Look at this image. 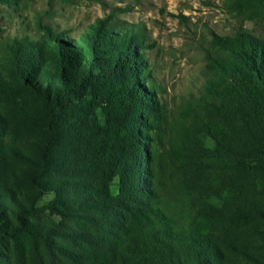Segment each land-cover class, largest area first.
Masks as SVG:
<instances>
[{
  "label": "trees",
  "instance_id": "trees-1",
  "mask_svg": "<svg viewBox=\"0 0 264 264\" xmlns=\"http://www.w3.org/2000/svg\"><path fill=\"white\" fill-rule=\"evenodd\" d=\"M229 8L264 28V0H229ZM112 15L82 42L42 22V39L15 41V85L41 100L45 130L36 156L16 153L17 173L28 168L24 188H0V245L26 235L61 264H227L237 242L223 226L264 222V202L254 197L264 189V38L243 27L213 34L204 92L167 137L165 111L141 69L143 30H117ZM113 105L116 116H100ZM76 110L82 116L69 120ZM154 133L165 139L155 151ZM48 192L43 216L37 203ZM166 193L183 212L170 213Z\"/></svg>",
  "mask_w": 264,
  "mask_h": 264
},
{
  "label": "rangeland",
  "instance_id": "rangeland-1",
  "mask_svg": "<svg viewBox=\"0 0 264 264\" xmlns=\"http://www.w3.org/2000/svg\"><path fill=\"white\" fill-rule=\"evenodd\" d=\"M113 11L115 16H111L114 17L111 21L116 23L117 30L122 27L143 30L145 46L140 48V53L145 66L141 69L148 72L146 84L165 111L167 120L163 125L167 130L164 131L163 125L160 129L167 137L180 111L188 104H197L204 92L209 79L206 50L211 48L213 34H230L243 27L264 38L262 21L232 13L229 0H0V139H3L0 140L3 147L0 188L15 192L24 188L28 168L24 165L17 173L20 160L16 153L36 156L37 145L44 139L41 131L45 130L41 100L28 89L15 85V41L42 39L44 33L38 27L42 22L64 38L82 42L85 35L93 31L97 20ZM118 110V106L113 105L105 110L99 108L98 112L100 116L108 112L114 117ZM82 114L81 110H76L67 117L77 120ZM161 138L164 142L163 136L157 138L154 133L150 150L158 149ZM211 141L207 143L210 145ZM13 169L16 173L11 174ZM16 196L17 201L22 200ZM167 196L164 203L170 213L183 212L182 200ZM53 197L54 194L48 192L38 200L37 207L43 211V216L49 214L47 205ZM254 197L264 202V189L259 187ZM8 205L11 207L6 206L7 209L17 208L12 202ZM51 219L59 222L58 216ZM42 222L52 223L46 217ZM223 228L234 233L233 242H237L236 246L232 244L226 249L227 264H264V222H230ZM44 248L45 243L35 238L7 235L0 245V264H10L5 257L13 264H49L50 261L61 264L62 256H47Z\"/></svg>",
  "mask_w": 264,
  "mask_h": 264
}]
</instances>
